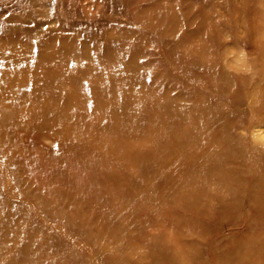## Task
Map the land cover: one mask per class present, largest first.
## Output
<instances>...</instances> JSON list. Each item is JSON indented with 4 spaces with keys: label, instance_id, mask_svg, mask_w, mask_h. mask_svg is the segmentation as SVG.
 Masks as SVG:
<instances>
[{
    "label": "rangeland",
    "instance_id": "1",
    "mask_svg": "<svg viewBox=\"0 0 264 264\" xmlns=\"http://www.w3.org/2000/svg\"><path fill=\"white\" fill-rule=\"evenodd\" d=\"M0 47V71L16 79L68 87L46 73L63 66L43 62L48 50L87 72L83 98L60 109L83 114L72 125L21 130L0 112L11 135L0 147V264H264L251 250L264 247V0H0ZM120 61L133 83L117 80ZM119 120L134 128L118 134ZM67 131L111 153L98 188H68ZM40 159L66 181L40 174Z\"/></svg>",
    "mask_w": 264,
    "mask_h": 264
},
{
    "label": "bare ground",
    "instance_id": "2",
    "mask_svg": "<svg viewBox=\"0 0 264 264\" xmlns=\"http://www.w3.org/2000/svg\"><path fill=\"white\" fill-rule=\"evenodd\" d=\"M20 46L26 47L25 43H20ZM3 47H0V64L7 63L5 59V54L2 53ZM55 50V49H52ZM26 52V51H24ZM27 53H31L28 52ZM70 54L72 52H69ZM43 62H45L49 66H56V65H63L62 68H60L59 71L52 74V72L46 73L53 77V79H58L60 75H62L63 80L70 82V85L68 87H59L58 85H55V87L59 88H52L50 87L52 84L47 82L46 79L31 76L29 78L28 75H26L25 78H17L16 75H13L8 72V70H2L0 71V112L2 110L4 112H7L9 116L14 119L15 124L19 127L17 129L25 130L28 127L38 128L39 124L41 123L43 126L48 125V122L52 121L54 122H61L64 125H72L79 121L78 117H83V114H80L79 116H73V112L71 113V109H63L61 111L60 109L64 106L70 105L69 103L76 98V92H80L79 97L83 98V92L82 87H80L77 83V74L82 77L83 75H87L86 72V65L81 63H75L73 66V63H69L68 55H63L60 53H57L55 51L48 50L43 54ZM15 63H18V61L14 60ZM21 61L27 62V61H33L36 63L35 59L32 58L29 55L23 56L21 58ZM78 62V60H76ZM131 62H124L122 63L120 61V70L118 75V81H129L128 78L133 77V68L131 66ZM3 67L7 65H1ZM131 68V69H128ZM64 69V71H62ZM80 69V70H78ZM112 69V68H111ZM62 71V72H61ZM114 71V70H111ZM121 73V74H120ZM114 76H117V74H114ZM73 81V82H72ZM131 82V81H129ZM133 83V82H131ZM61 88H65L63 91H60ZM98 86H95L92 90L94 91L95 95L99 92ZM60 93H62V96H59ZM48 98L53 101V103H50L48 105H44V107L36 108L34 106H27V103L30 104H37L40 106L41 102L47 101ZM62 98L63 106L60 107L55 103L56 99ZM82 100V99H81ZM75 103V102H74ZM81 104L85 105V101L83 102H77L75 103V106L81 109ZM169 108H171L169 106ZM41 109V110H40ZM171 112L169 109H167L166 112H164L165 115H169ZM69 114V115H68ZM170 116V115H169ZM40 117H42V120H40ZM38 120V122H36ZM166 124H171L167 120L165 121ZM134 128L133 125L129 123V121L124 122L123 120H119L118 124V134L125 135L128 133V130H132ZM163 132H165L164 126ZM15 130V129H13ZM68 133H64L66 135V142L68 147H64L61 149L63 153V159L65 158L66 161H75L77 162L76 168H67L66 174L69 177V180L67 182L68 188H70L73 191V188H80V189H96L100 184L101 181L104 179L101 178V176L109 179L111 176H113L106 168V161L109 159H112L111 153L103 152L97 147V140L92 137L89 138L88 136H75L73 132L67 131ZM166 133V132H165ZM184 139L189 140L195 133L192 131H188L184 133ZM11 135L9 132H6L3 130L2 126L0 125V147H3L6 152H8V149H6L11 144ZM99 142V141H98ZM113 142L112 144H114ZM97 147L95 150H91V148ZM112 147V146H111ZM115 147H120L119 144H116ZM190 147L188 141H186V146ZM66 149V150H65ZM13 155V158L17 156V154L21 151L18 149H10ZM9 152V154H11ZM39 152V151H37ZM42 153V152H41ZM127 157L128 155L125 154ZM132 156V162L135 164H138L142 161L143 156L138 153H131ZM42 159H40L39 164L36 162H30L31 166H37L35 167L36 170L48 177V178H57L59 179L61 177L62 181H66L64 176L57 175L58 169L55 167V164L51 163H40ZM186 166L189 165V163L185 164ZM190 169V167H187ZM173 169V167H172ZM171 169V170H172ZM27 171H24V175ZM170 175H172V172H170ZM176 179V174L173 175ZM172 177V176H171ZM98 178V179H97ZM173 178V177H172ZM191 184L189 187H187L188 192L193 193L199 188ZM256 187L253 186L252 190L255 191ZM85 192V191H82ZM188 192H186L188 194ZM200 192V191H198ZM95 193H90V196L93 197ZM2 222V220H1ZM253 252L263 251L264 247L263 244H257L254 243L251 245Z\"/></svg>",
    "mask_w": 264,
    "mask_h": 264
}]
</instances>
